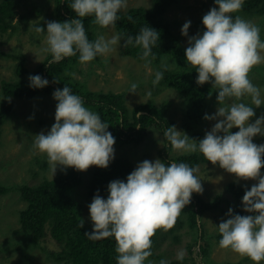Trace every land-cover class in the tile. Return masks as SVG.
<instances>
[{
  "label": "clouds",
  "instance_id": "9594fccd",
  "mask_svg": "<svg viewBox=\"0 0 264 264\" xmlns=\"http://www.w3.org/2000/svg\"><path fill=\"white\" fill-rule=\"evenodd\" d=\"M128 0H74L71 10L77 18L65 22L48 21L46 28L35 26L34 31L46 30L49 64L59 63L66 57L79 53V62L86 64L100 55L117 52L121 35L110 39L99 36L90 42L82 18L92 16L101 28H114L118 12L127 8ZM212 7L202 17L204 31L188 38L185 61L196 69V84L210 83L216 89L218 107L212 115L203 117L216 121L203 139H193L175 126L163 133L172 149L184 153L199 152L206 161L218 165L237 181H256L242 197L243 211L250 215L233 214L229 208L217 226L221 236L219 247L230 249L254 264L264 261V143H253V137L264 136V115L256 116L255 109L264 106L259 87L249 79L253 67L264 63V42L259 26L233 13L241 11L244 0H214ZM132 17L129 16V20ZM191 21L181 28V35L188 36ZM159 40L158 31L147 26L134 38L128 36L123 47L141 46L140 59H149L152 47ZM154 58V57H153ZM166 67V66H165ZM163 78L157 71L153 86ZM30 87L43 88L48 80L39 75L29 76ZM138 85L132 83L129 93L136 94ZM151 95V93H148ZM250 98L249 106L242 102ZM57 101L55 122L45 134L35 135L33 147L47 157L52 177L57 167L86 171L91 166L107 168L114 158L115 138L107 131L109 125L100 116L84 106L80 96L64 86L53 92ZM137 117L141 114L136 113ZM31 118V117H30ZM238 131L232 133L230 130ZM198 141V143H197ZM197 167L186 163L166 165L159 159L144 160L127 176L126 182L111 181L107 198L94 195L88 205L93 224L89 239L113 237L116 243L117 264H145L152 255L151 238L157 230L168 231L174 227L181 211L190 204L193 193H202L201 180L195 174ZM183 251L177 259H183ZM148 264L152 261L148 260ZM159 264H168L161 260Z\"/></svg>",
  "mask_w": 264,
  "mask_h": 264
},
{
  "label": "trees",
  "instance_id": "16d2710c",
  "mask_svg": "<svg viewBox=\"0 0 264 264\" xmlns=\"http://www.w3.org/2000/svg\"><path fill=\"white\" fill-rule=\"evenodd\" d=\"M52 4L50 16L43 18L36 26L46 28L48 21L65 22L77 18L71 10L74 0H49ZM177 0H153L149 7L138 5L129 7L126 11L118 12L116 21V32L121 35L120 51L124 56H130L137 61L142 54L141 46L128 45L123 47L124 40L128 36L134 38L140 33V29L151 27L159 33V40L152 47L149 59L156 64H161L165 58L172 59L174 67L166 65L160 70L163 78L160 84L173 88L179 97L184 98L186 109H184V129L189 132L190 138L203 139L202 132L198 129L203 117L208 113L213 100L216 98V89L211 88L210 83L202 86L196 84V69L185 61V45L180 35L176 33L174 23L166 16L169 8ZM17 0H0V34L10 30V35L17 31V23L14 22L18 15ZM241 11L249 16L264 17V0H244ZM233 17L236 14H231ZM129 16L132 17L129 20ZM85 33L90 42L97 37V28L94 17L82 18ZM260 38H264V22L260 24ZM40 35L46 34V30ZM264 40V39H263ZM13 57L18 60L14 68V79H3L0 83V138L2 136L3 124L7 118L15 113L13 99H29L36 96H51L57 89L67 86L73 94L81 97L84 106L97 113L101 121L109 125V131L115 138L114 149L127 144L140 145L153 131L162 134L164 145L159 150L162 162L166 165L171 163H186L190 167L210 163L199 152L182 153L171 156V145L163 133L169 126H174L175 121L167 115L166 105H158L153 99L139 102L133 107L126 104V94L123 91L92 89L89 87L85 70L79 62V53L76 56L66 57L59 63L49 64L52 59L50 53L36 64L33 69L26 65V55L22 52L10 53L0 49V58ZM154 57V58H153ZM97 58V57H96ZM94 58L88 65L93 68L96 64ZM84 77H77V75ZM39 75L48 80L47 86L43 88L30 87L29 76ZM54 99V98H53ZM55 103L57 101L55 100ZM136 113L141 115L137 117ZM198 143V141H197ZM264 143V142H262ZM261 144V143H260ZM259 145V144H258ZM264 159V157H262ZM38 163V162H37ZM138 163L125 156H115L107 168L92 166L90 178L87 181L86 199L91 201L94 195L99 194L107 198V186L111 181L121 180L126 182L127 176L136 168ZM49 167L45 161L41 164V180L34 183H21L6 185L0 183V195L15 191L19 194L23 206L18 210V222L20 230L27 238L25 243H17L27 252L29 246H37L44 235L49 234L58 245V250H52L51 255L56 261L63 264H117L116 243L113 237L101 240L89 239L86 233H91L93 224L90 217H84V196L80 195V187L84 184L83 172L73 168L60 170L53 177L47 173ZM264 172V168L261 169ZM196 174V173H195ZM254 182L238 183L230 181L225 186V191L231 196L229 201L234 207L233 213L239 214L243 211L242 197L246 189ZM221 193H217L212 199H204L193 193L191 202L181 211L173 228L188 226L198 233V222L206 211L217 208L223 200ZM250 215V213L248 214ZM201 227V226H200ZM176 238V237H175ZM164 237L161 229L151 238L152 255L154 260L160 259L161 254L156 253ZM221 236L216 235L219 242ZM196 243H194L195 245ZM208 245H201L200 253L208 258ZM194 250L191 251L193 253ZM186 258L169 260L168 264H184ZM238 262L226 261L217 264H238Z\"/></svg>",
  "mask_w": 264,
  "mask_h": 264
},
{
  "label": "rangeland",
  "instance_id": "374dc122",
  "mask_svg": "<svg viewBox=\"0 0 264 264\" xmlns=\"http://www.w3.org/2000/svg\"><path fill=\"white\" fill-rule=\"evenodd\" d=\"M18 15L14 22L17 23V31L10 35V30L0 34V49L10 53L22 52L26 55V65L33 69L39 63L47 52L42 49L47 47L46 34L40 35L34 31V27L43 18L50 16L52 4L49 0H17ZM153 0H128L126 11L129 7L143 5L149 7ZM216 7L214 0H177L166 12L167 18L174 23L177 34L180 35L182 43L188 46V38L202 34L205 30L201 21L210 8ZM243 19L259 26L264 22L263 16L252 17L239 11L234 13ZM187 21H191L188 29V36L181 35V28ZM97 37L104 36L110 39L116 35L115 27L101 28L96 30ZM261 37V41L264 42ZM264 55V52L261 53ZM97 62L93 68H88L91 62L82 64L81 67L87 74L86 81L92 89H103L113 91H123L126 94V104L133 107L139 102L153 99L158 105L165 104L167 115L174 119L175 128L184 132L189 136L184 127V114L186 109L185 100L179 97L176 90L165 87L160 82L153 86L152 81L155 79V73L160 71L165 64L174 67L172 59L165 58L159 65L156 63H146V61H137L130 56L122 55L120 47L117 52L100 55L96 58ZM17 59L13 57L0 58V83L3 79H14V68ZM77 77H84L77 75ZM249 79L252 83L259 87L261 97L264 98V63L253 67L249 73ZM132 83L138 85L136 94L129 93ZM151 93V95H148ZM183 101L185 103H183ZM15 105V113L7 118L3 124L2 136L0 138V183L6 185H16L21 183H34L41 180V164L45 161L49 167L48 175L51 176L50 166L47 157L40 154L33 147L35 135L42 131L47 134L52 124L55 122V100L51 96H36L29 99H13ZM249 106L250 98L246 97L242 101ZM218 107L216 98L213 100L207 115H212ZM256 116L252 121L261 115H264V106L255 109ZM31 117V118H30ZM216 121H208L203 118L198 129L202 132L203 137L207 131H210ZM232 133L238 131L233 128ZM264 142V136L253 137V143L260 144ZM164 141L162 134L153 131L140 145L127 144L123 147L114 149L115 156H125L136 163L144 160L155 161L161 160L159 150L163 147ZM182 151H176L171 148L170 155L175 156L182 154ZM162 161V160H161ZM38 162V163H37ZM199 171L196 175L201 180L203 192L196 193L204 199H212L217 193H221L223 200L220 205L211 211H206L197 220L199 224L198 233L202 232V237H197V232L191 230L188 226L181 228H171L168 231L161 229L164 239L160 246L156 249V253L161 254V258L152 261V264H159L161 260H175L179 252L183 251L186 258L184 264H217L226 261L238 262V264H254L246 257H240L230 249H221L219 242L216 241L218 234V224L227 217L229 208L234 210L232 203L229 201L231 196L226 193L225 186L228 182L236 181L234 175L227 173L218 165L204 163L198 166ZM61 170L57 167L56 173ZM92 166L83 171L84 184L80 187V195L84 196V217L89 216L88 205L92 202L86 199L85 191L87 190V181L90 178ZM261 174L264 173L261 171ZM252 180H239L238 183H250ZM256 182V181H253ZM23 206L19 194L10 191L0 195V264H63L56 261L50 252L58 250V245L53 237L47 233L39 241L37 246H29L27 252L15 244L25 243L26 236L20 230L18 222V210ZM234 214V213H233ZM249 213L242 211L239 215H248ZM176 226V225H175ZM201 226V227H200ZM176 237V238H175ZM194 243H196L194 245ZM208 245V258L200 253L201 245ZM194 250L193 253L191 251ZM148 260L145 264H148ZM260 264H264L261 261Z\"/></svg>",
  "mask_w": 264,
  "mask_h": 264
},
{
  "label": "bare ground",
  "instance_id": "6f19581e",
  "mask_svg": "<svg viewBox=\"0 0 264 264\" xmlns=\"http://www.w3.org/2000/svg\"><path fill=\"white\" fill-rule=\"evenodd\" d=\"M262 144V143H261ZM263 172V171H262ZM264 173V172H263ZM241 181V180H240ZM239 182V181H238ZM248 182V181H247ZM253 182V181H252ZM254 183H256V182H254Z\"/></svg>",
  "mask_w": 264,
  "mask_h": 264
}]
</instances>
